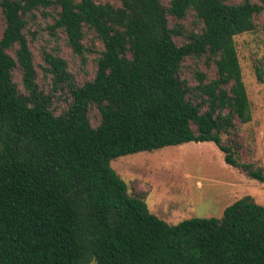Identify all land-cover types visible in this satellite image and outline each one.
I'll list each match as a JSON object with an SVG mask.
<instances>
[{"label": "trees", "instance_id": "trees-1", "mask_svg": "<svg viewBox=\"0 0 264 264\" xmlns=\"http://www.w3.org/2000/svg\"><path fill=\"white\" fill-rule=\"evenodd\" d=\"M38 10L75 54L88 33L101 41L92 78L79 82L59 52L37 64L27 27ZM190 15L196 28L183 23ZM260 15L264 0H0V264H264V204L253 196L172 223L149 208V186L112 165L213 141L264 182L242 135L253 108L236 41Z\"/></svg>", "mask_w": 264, "mask_h": 264}, {"label": "rangeland", "instance_id": "rangeland-1", "mask_svg": "<svg viewBox=\"0 0 264 264\" xmlns=\"http://www.w3.org/2000/svg\"><path fill=\"white\" fill-rule=\"evenodd\" d=\"M171 21L174 23L176 19L171 18ZM258 21V30L241 34L236 41L253 108V120L243 125L242 135L246 144H253L250 153L254 151L256 162L264 166V82L258 80L255 68L257 61L264 59V15H260ZM52 23V16L45 15L41 10L36 11V16L29 21L27 35L37 64L44 63L43 50L59 52L68 60L70 70L79 82L92 78L101 41L88 33L84 41L88 51L83 56L75 54L66 43L65 33L51 31L49 26ZM183 23L188 29H193L198 22L194 15H190ZM178 40L182 41L181 38ZM193 63L189 60L190 66ZM201 67L206 68L202 63ZM39 72L42 85L51 89V78H45L40 67ZM66 97V92L57 94L59 110L66 105ZM112 165L127 182L134 180L136 186L140 184L146 189L149 186V208L172 223L194 216L220 217L226 207L246 195L264 204V182L228 164L224 152L213 141H190L152 151H140L117 157Z\"/></svg>", "mask_w": 264, "mask_h": 264}, {"label": "bare ground", "instance_id": "bare-ground-1", "mask_svg": "<svg viewBox=\"0 0 264 264\" xmlns=\"http://www.w3.org/2000/svg\"><path fill=\"white\" fill-rule=\"evenodd\" d=\"M165 202V201H164Z\"/></svg>", "mask_w": 264, "mask_h": 264}]
</instances>
